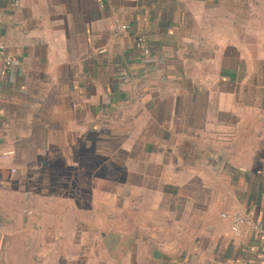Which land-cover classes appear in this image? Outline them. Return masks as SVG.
Instances as JSON below:
<instances>
[{
  "label": "crops",
  "instance_id": "obj_1",
  "mask_svg": "<svg viewBox=\"0 0 264 264\" xmlns=\"http://www.w3.org/2000/svg\"><path fill=\"white\" fill-rule=\"evenodd\" d=\"M0 43V264H264V0H0Z\"/></svg>",
  "mask_w": 264,
  "mask_h": 264
},
{
  "label": "built area",
  "instance_id": "obj_2",
  "mask_svg": "<svg viewBox=\"0 0 264 264\" xmlns=\"http://www.w3.org/2000/svg\"><path fill=\"white\" fill-rule=\"evenodd\" d=\"M18 0H15V4ZM129 30V26L126 24H116L111 27L110 35L112 38L119 37L122 33ZM104 51H101V53ZM0 57L3 59L5 66L12 67L14 65L13 58L5 52L4 46L0 43ZM222 218L228 219L230 221L231 232L238 236L244 227L250 228L254 233L264 236V224L261 221H251L245 216L239 213L223 214Z\"/></svg>",
  "mask_w": 264,
  "mask_h": 264
},
{
  "label": "rangeland",
  "instance_id": "obj_3",
  "mask_svg": "<svg viewBox=\"0 0 264 264\" xmlns=\"http://www.w3.org/2000/svg\"><path fill=\"white\" fill-rule=\"evenodd\" d=\"M16 187H17V184H16Z\"/></svg>",
  "mask_w": 264,
  "mask_h": 264
}]
</instances>
